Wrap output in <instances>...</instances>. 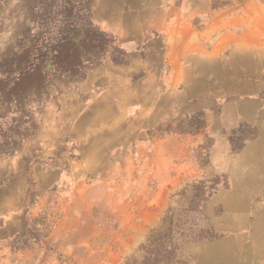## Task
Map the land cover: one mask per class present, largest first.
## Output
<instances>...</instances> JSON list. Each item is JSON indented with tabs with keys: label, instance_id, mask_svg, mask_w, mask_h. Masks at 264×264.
<instances>
[{
	"label": "rangeland",
	"instance_id": "374dc122",
	"mask_svg": "<svg viewBox=\"0 0 264 264\" xmlns=\"http://www.w3.org/2000/svg\"><path fill=\"white\" fill-rule=\"evenodd\" d=\"M97 1L0 0V264H264V136L221 99L144 124L139 76L114 125L75 124L68 89L125 55Z\"/></svg>",
	"mask_w": 264,
	"mask_h": 264
},
{
	"label": "crops",
	"instance_id": "0c3cea01",
	"mask_svg": "<svg viewBox=\"0 0 264 264\" xmlns=\"http://www.w3.org/2000/svg\"><path fill=\"white\" fill-rule=\"evenodd\" d=\"M93 17L115 35L125 55L89 73L102 87L68 89L72 111L79 108L80 116L72 112L75 124L86 118L114 125L124 109L117 102L133 101L128 80L141 76V93L162 96L142 117L144 124L164 123L172 109H181L182 99L205 110L221 99L227 125L255 127L264 136V0H98ZM117 79L125 85H115ZM131 103L127 127L133 125ZM127 129L121 135L112 129L106 140L121 139Z\"/></svg>",
	"mask_w": 264,
	"mask_h": 264
}]
</instances>
